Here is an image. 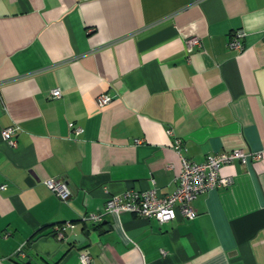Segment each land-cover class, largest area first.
Returning <instances> with one entry per match:
<instances>
[{
	"label": "crops",
	"instance_id": "1",
	"mask_svg": "<svg viewBox=\"0 0 264 264\" xmlns=\"http://www.w3.org/2000/svg\"><path fill=\"white\" fill-rule=\"evenodd\" d=\"M177 141L195 163L264 151V0H0V264H264V152L223 166L231 185L193 220H83L126 191L170 195Z\"/></svg>",
	"mask_w": 264,
	"mask_h": 264
},
{
	"label": "built area",
	"instance_id": "2",
	"mask_svg": "<svg viewBox=\"0 0 264 264\" xmlns=\"http://www.w3.org/2000/svg\"><path fill=\"white\" fill-rule=\"evenodd\" d=\"M227 47L237 52L243 51L242 39L244 32L236 30L230 36ZM188 49L200 47V40L196 37L187 41ZM49 97L59 99L61 91L59 89L51 90ZM112 98L108 94L98 96L96 103L99 108L107 106ZM71 127V125H70ZM18 131L16 127H8L2 132L3 140L10 146L15 147V134ZM170 134V132H168ZM139 144V141H135ZM179 144L176 142L178 155L181 161V172L175 178V189L167 196H159L155 189L146 190L140 193L126 191L118 195L111 196L105 201L104 211L101 214H89L83 220L92 224L100 223L105 214L120 216L122 213L131 214L145 219H154L160 225L167 224L177 215L184 221L193 220L196 216L191 203L197 195L210 192L221 187H229L231 179L220 176V170L227 165H244L247 161H259L264 151L245 152L243 150H232L208 156L202 163H195L183 158L179 154ZM49 189L60 201L64 202L71 196L68 184L64 181L49 179L44 182ZM5 186H0L4 191ZM71 229L72 225L66 223L62 226L55 227V236L63 240L67 237L66 229ZM20 249L18 254H20ZM80 264H88L89 256L82 253L79 256Z\"/></svg>",
	"mask_w": 264,
	"mask_h": 264
},
{
	"label": "water",
	"instance_id": "3",
	"mask_svg": "<svg viewBox=\"0 0 264 264\" xmlns=\"http://www.w3.org/2000/svg\"><path fill=\"white\" fill-rule=\"evenodd\" d=\"M44 242H46V241H44ZM33 249L37 252V254H39V250L37 249V244L33 247ZM31 261V258H29V262Z\"/></svg>",
	"mask_w": 264,
	"mask_h": 264
}]
</instances>
